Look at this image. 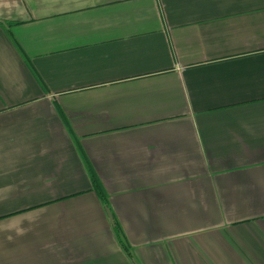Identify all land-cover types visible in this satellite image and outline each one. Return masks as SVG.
<instances>
[{
  "label": "crops",
  "instance_id": "0c3cea01",
  "mask_svg": "<svg viewBox=\"0 0 264 264\" xmlns=\"http://www.w3.org/2000/svg\"><path fill=\"white\" fill-rule=\"evenodd\" d=\"M0 264H264V0H0Z\"/></svg>",
  "mask_w": 264,
  "mask_h": 264
}]
</instances>
